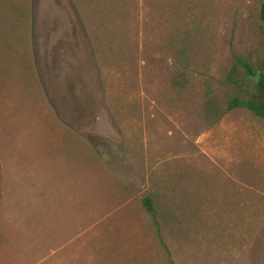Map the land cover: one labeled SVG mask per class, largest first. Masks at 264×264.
Returning a JSON list of instances; mask_svg holds the SVG:
<instances>
[{"label": "rangeland", "instance_id": "1", "mask_svg": "<svg viewBox=\"0 0 264 264\" xmlns=\"http://www.w3.org/2000/svg\"><path fill=\"white\" fill-rule=\"evenodd\" d=\"M261 7L0 0V264H264Z\"/></svg>", "mask_w": 264, "mask_h": 264}, {"label": "trees", "instance_id": "2", "mask_svg": "<svg viewBox=\"0 0 264 264\" xmlns=\"http://www.w3.org/2000/svg\"><path fill=\"white\" fill-rule=\"evenodd\" d=\"M259 20L263 26V7L260 10ZM222 84L234 91V95L226 100L222 113L244 110L264 126V72L261 63L250 60L248 57L231 55L230 67L223 77ZM141 206L157 228L156 212L150 198L144 197L141 200Z\"/></svg>", "mask_w": 264, "mask_h": 264}]
</instances>
